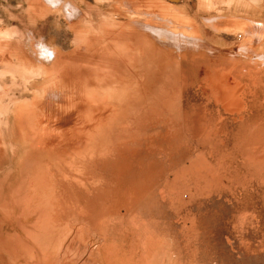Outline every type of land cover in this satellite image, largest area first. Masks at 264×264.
I'll use <instances>...</instances> for the list:
<instances>
[{"label":"rangeland","instance_id":"obj_1","mask_svg":"<svg viewBox=\"0 0 264 264\" xmlns=\"http://www.w3.org/2000/svg\"><path fill=\"white\" fill-rule=\"evenodd\" d=\"M244 25L248 28H242ZM263 25L264 0H0V264H264ZM112 27L113 30H109ZM117 27L120 29L117 30ZM254 27L259 28L258 31L263 29V32L258 34ZM249 28L254 30L250 32ZM122 29L126 33L128 31L130 38L133 37V41L136 39L135 42L123 36L125 32ZM195 31L199 35L197 38ZM251 33L261 36L253 37ZM105 34H108V38ZM85 36H89L88 39H83ZM113 36H116V41L117 36L120 37L122 43L126 42L125 39L131 41V48L135 50L132 53L136 55L130 54L128 61H135L126 62L133 63V66L137 64L134 69L127 63L131 65L132 75L128 74L130 69H122L120 75V70L118 72L108 67L110 60L104 61L108 59H100L98 54V58H91L93 54H87L91 59L88 61L89 58L82 51L84 45L80 46L85 40L82 43L86 48L91 42L88 49L100 51L104 48V42L105 47L108 43L111 45V40L106 39L112 38V42H115ZM147 42L148 46L145 45ZM254 42H258V45L255 46ZM99 43L103 44L96 46ZM42 46L60 51L59 70H43L39 59ZM145 46L151 52L146 53ZM80 52L84 53L85 59L82 55L77 59ZM151 58L156 60L152 62ZM19 59L23 60L24 73L17 66ZM157 59L160 60L158 64ZM175 59L176 63L173 62ZM100 62L107 67L103 68L105 64L101 65ZM71 64L75 68L69 71ZM77 64H81L83 69L87 67L86 75L93 72L94 77L87 75L85 81L76 78L85 75L80 66V70H77ZM86 64H90L91 68ZM64 73L65 76L68 74L67 78L63 77ZM123 74L128 76L123 77ZM139 74L147 76L146 79ZM115 76L130 81H118ZM141 78L143 81L139 80ZM78 80L84 81V89L87 83V94L83 93V88L79 91ZM52 82H55V86ZM72 82L76 90L79 89L78 95L72 88ZM143 82L145 89L148 84L146 92L142 89ZM64 88L71 92H63ZM68 93L78 98L83 93L85 100L82 96V103L76 96L77 100L71 101V97L75 96L69 95L66 100L64 97ZM53 98L61 103L66 100L63 105L68 106L69 102V107L65 105L69 110L72 104L73 113L70 114L66 108V112H62L64 108L60 111L61 103L59 105ZM37 99L39 103L40 100L43 102L42 105L48 103V106L41 107L39 103H34ZM53 100L58 105L55 106ZM84 101L92 107L101 105V112L95 115L97 109L94 112L92 108V115L85 108ZM131 101V110H123ZM103 105H106V116L102 114ZM107 105H111L108 107L110 110ZM16 107L21 111L23 109L25 114H29V108L35 109L30 112L34 114H27V120L22 123L15 117ZM111 108L118 109L117 112L129 111L126 119L113 116V119L116 118L113 121L128 122L131 126L115 129L108 137V141L113 143V149L108 150L110 158L107 156L104 162L101 160L89 166L91 178L96 183L84 190L78 184H71V180L78 178L85 153H93L90 147L87 149L89 152H81L85 150L86 140L83 134L86 127H82L85 123L90 124L80 119L84 118L81 114L85 112L84 116L88 111L90 118L97 117L93 118L96 122L89 118L91 123L105 121L104 124H107L111 123V116L116 112H112L114 109ZM35 111L40 112L36 120ZM48 114L53 119L55 117L54 123ZM87 115L84 120L88 118ZM102 117H109L107 120L110 121ZM59 121L61 124H57ZM55 122L57 126L60 125L59 129ZM46 127L47 130L50 127L47 132ZM62 128L65 129L64 134ZM35 130L39 134L34 135ZM30 133L32 137L28 140ZM41 135L45 137L39 138ZM49 135H55V140H51L50 136L51 142L47 139V143L45 138ZM41 140L45 143L41 144ZM36 142L40 143H37L39 146L46 144L52 154L67 152L68 149L70 153L59 152L60 156L55 154L50 161L48 157L47 160L39 157L38 162L44 161L45 166H39L37 174H30L33 180L24 182V190L36 183V175L37 178L42 175L38 180L45 176L43 181L47 178L48 183L40 180L41 185L33 183V187L26 189L28 191L20 193V160ZM76 146L78 150L75 152H79L80 147L82 154L79 152V157L76 153L70 157ZM55 148L60 150L56 151ZM65 159L70 163L65 164ZM48 162H57L55 167H58L50 166ZM32 167L30 172L37 169ZM59 169L60 174H65L63 177L69 179L58 181L57 185V181L53 180L60 177ZM47 171L54 172V176L49 174V178L46 177ZM75 171L78 172L74 180L72 176ZM35 185L41 191L35 190ZM43 188L48 190L42 191ZM31 189L34 191L29 192ZM54 190L58 194L61 192L59 198L53 195ZM23 200L27 203H22ZM52 201L56 202L52 204ZM62 204L66 205L62 207ZM27 207L30 215L26 212ZM39 209L43 212L40 213ZM54 209L60 212L56 213L61 215L58 220L57 215L53 216L56 212ZM51 216H56V220Z\"/></svg>","mask_w":264,"mask_h":264},{"label":"bare ground","instance_id":"obj_2","mask_svg":"<svg viewBox=\"0 0 264 264\" xmlns=\"http://www.w3.org/2000/svg\"><path fill=\"white\" fill-rule=\"evenodd\" d=\"M130 3H131V2H130ZM124 4H125V3H124ZM131 5H132V4H131ZM131 5H130V6H131ZM134 5H135V4H134ZM124 6H125V5H124ZM127 6H128V5H127ZM130 6H129V7H130ZM127 9H128V8H127ZM155 10H156V9H155ZM131 12H132V10H131ZM168 13H169V12H168ZM131 14H132V13H131ZM131 14H130V15H131ZM136 15H137V14H136ZM179 16H180V15H179ZM152 20H153V19H152ZM176 21H177V20H176ZM218 21H219V20H218ZM218 21H217V22H218ZM129 22H130V21H129ZM130 23H131V22H130ZM141 23H142V22H141ZM210 23H212V22H210ZM213 23H214V22H213ZM218 23H219V22H218ZM131 24H132V23H131ZM134 24H135V23H134ZM142 24H144V22H143ZM142 24H141V25H142ZM145 24H146V23H145ZM219 24H221V23H219ZM112 25H113V24H112ZM114 25H115V24H114ZM135 25H136V24H135ZM147 25H148V24H147ZM117 26H118V25H117ZM211 26H212V25H211ZM213 26H214V25H213ZM213 26H212V27H213ZM222 26H223V24H222ZM245 26H246V25H244L242 28H244ZM256 26H257V25H255V27H256ZM258 26H261V25L258 24ZM263 26H264V25H263ZM114 27H115V26H114ZM114 27L109 28V30H113ZM130 27H132V26L130 25ZM135 27H136V26H135ZM246 27L248 28V26H246ZM252 27H253V25H252ZM255 27H254V29H255V31L257 30L256 32H258V34H259L260 32H261V33L263 32V31H262V30L264 29L263 27H260V28H263V29H261V31H258L259 28L256 29ZM142 28H143V27H142ZM142 28H141V29H142ZM148 28H149V27H148ZM118 29H120V28L117 27V30H118ZM141 29H140V30H141ZM216 29H217V28H216ZM245 29H246V28H245ZM252 29H253V28H252ZM252 29L249 28L250 32H251ZM254 29H253V30H254ZM83 30H84V29H83ZM96 30H97V29H96ZM101 30L103 31V29H101ZM109 30H107V31H109ZM114 30H115V29H114ZM122 30H123V29H122ZM132 30H133V29H132ZM143 30H144V29H143ZM246 30H247V29H246ZM253 30H252V31H253ZM259 30H260V29H259ZM102 31H101V32H102ZM133 31H135V29H134ZM145 31H146V30H145ZM153 31H154V30H153ZM156 31H157V30H156ZM196 31H197V30H196ZM196 31H195V37L197 36L196 34H198V32L196 33ZM255 31L253 32L254 34H256ZM109 32H110V31H109ZM109 32H108V34H110ZM114 32H116V31H113V33H114ZM119 32H120V31H119ZM123 32H125V34H124L123 36L127 37V39H131L132 42H135L136 39L133 41V39H132L133 37L130 38V34L128 33V31H127V33H126V31L123 30ZM131 32H132V31H130V33H131ZM136 32H137V31H136ZM159 32H160V31H159ZM105 33H106V32H105ZM111 33H112V32H111ZM138 33H140V32H137V34H138ZM153 33H154V32H153ZM244 33H245V32H244ZM253 33H251V35H253ZM78 34H79V33H78ZM87 34H88V33H87ZM87 34H86V35H87ZM102 34H103V33H102ZM108 34H107V35L105 34V35L107 36V38H108ZM115 34H116V33H115ZM120 34H121V33H120ZM120 34H119V35H120ZM135 34H136V33H135ZM83 35H84V34H83ZM89 35H90V34H89ZM111 35H112V34H111ZM139 35H140V34H139ZM139 35H137V37H138ZM247 35H248V34H247ZM256 35H257V34H256ZM94 36H95V35H94ZM106 36H105V37H106ZM172 36H173V35H172ZM258 36H259V35H258ZM258 36H254V35H253V37H258ZM260 36H261V35H260ZM260 36H259V37H260ZM86 37H87V36H85L83 39H85ZM88 37H89V36H88ZM88 37H87V39H88ZM92 37H93V36H91V39H92ZM99 37H100V36H98L97 39H99ZM139 37H140V36H139ZM177 37H178V36H177ZM193 37H194V36H193ZM197 37H199V35H198ZM197 37H196V38H197ZM102 38H103V37H101V39H102ZM110 38H111V37H110ZM135 38H136V37H135ZM94 39H96V37H94ZM94 39H93V40H94ZM97 39H96V41L100 42V41H99L100 39H99V40H97ZM113 39L115 40V39H116V36H115V38H114V36H113ZM118 39H120V37L118 38V36H117V41H120V42L122 41L121 39H120V40H118ZM127 39H125L126 42H124V43H122V42L119 43V42H117L116 40H115V42H112V38H111V39H106V40H111V45H109L110 43H108V44L106 45V47H105V46H104V45H105V42H104V45H103L104 48H103L102 50H100V51H98V50L96 49L97 47H94V49H96L97 51H96V50H89V49H88V46H89L90 44H92V43L89 42V41H87V42H89V45L86 43V44L88 45L87 48H86V47H85L86 45H85L84 43H82V42H85V40L82 41V42H81V40H80V42H81V43H80V46H82V44L84 45L83 48H85L86 50L84 51L83 48H82V47H81V48H82V51L85 52L86 57H88L87 54H93V56H91V58H92V57H93V58H98V57H96V55L98 54V56H100V59H102V58H103V59L106 58V59H108V60H105V59H104V61H109V60H110L111 63H110V65H109L108 67L111 68L112 70H115V71L120 70V75H122V73H123L122 69H127V70L130 69V73H128V71H127V73L130 75L132 70H131V67H129V66H131V65L133 66V63H132V64H131V63H128V62H130V61L132 60V59L130 58L131 60L128 61V60H129V59H128V58H129L128 56H129L130 54L133 55V53L135 52V50H134L133 48H131V45H130V42H131V41L128 42L129 40H127ZM255 39H256V38H255ZM257 39H258V38H257ZM259 39H260V38H259ZM261 39H262V38H261ZM93 40H92V41H93ZM102 40H104V38H103ZM179 40H180V39H179ZM197 40H198V39H197ZM253 40H254V39H253ZM262 40H263V39H262ZM90 41H91V40H90ZM96 41H95V43H96ZM104 41H105V40H104ZM93 42H94V41H93ZM101 42H102V41H101ZM106 42H108V41H106ZM137 42H138V41H137ZM251 42H252V41H251ZM255 42H256V40H255ZM255 42H254V44H255ZM261 43H262V42H261ZM102 44H103V43H99V44L96 45V46H99V45H102ZM132 44H133V43H132ZM142 44H143V43H142ZM144 44H145V43H144ZM199 44H200V43H199ZM256 44L258 45V42H257ZM256 44H255V46H256ZM262 44H263V43H262ZM134 45H135V44H134ZM145 45L148 46L149 43L147 42V44H145ZM173 45H174V44H173ZM136 46H137V45H136ZM136 46H135V47H136ZM140 46H141V45H140ZM244 46H245V45H244ZM247 46H248V45H247ZM247 46H246V47H247ZM261 46H263V45H261ZM91 47H92V46H91ZM143 47H144V46H143ZM177 47H178V46H177ZM203 47H204V46H203ZM242 47H243V46H242ZM242 47H241V48H242ZM81 48H80V49H81ZM92 48H93V47H92ZM98 48H100V47H98ZM139 48H140V47H139ZM141 48H142V46H141ZM166 48H167V47H166ZM243 48H245V47H243ZM248 48H249V47H248ZM250 48H251V47H250ZM80 49L78 50V52L80 51ZM135 49L137 50V48H135ZM150 49H151V48H150ZM208 49H209V48H208ZM246 49H247V48H246ZM39 50H41L42 53L39 52L41 55H40V58H39V54H38L37 58L40 59V64L42 65L43 70H46V71H48V70H50V69H52V71H53V70H59V67L61 66V65H60V55H61L60 51H59V50H56V49H53V48H49L48 46H42L41 49H39ZM132 50H134L133 53H132ZM145 50H146V46H145V48H144V51H145ZM166 50H167V49H166ZM210 50H211V49H210ZM260 50H261V49H260ZM146 51H147V50H146ZM215 51H216V50H215ZM243 51H244V49H243ZM148 52H151V51L148 50L146 53H148ZM206 52H207V51H206ZM212 52H213V51H212ZM233 52H234V51H233ZM171 53H172V52H171ZM79 54H80V55H79ZM79 54H78L79 57H78V58L76 57L77 59H79V58H81V57H83L84 59L86 58V57H84V53L82 54V53L80 52ZM134 54H135V53H134ZM227 54H228V53H227ZM81 55H82V56H81ZM135 55H136V54H135ZM143 55H145V54H143ZM173 55H174V53H173ZM175 55H176V54H175ZM80 56H81V57H80ZM94 56H95V57H94ZM228 56H231V54L228 55ZM234 56H235V55H234ZM72 57H73V56H72ZM101 57H102V58H101ZM141 57H142V55H141ZM167 57H168V55H167ZM169 57H170V56H169ZM169 57H168V58H169ZM171 57H172V56H171ZM28 58H29V57H28ZM62 58H63V57H62ZM88 58H89V59H88ZM88 58H87L88 61L91 60L90 57H88ZM35 59H36V58H35ZM64 59H65V58H64ZM84 59H83V60H84ZM135 59H136V58H135ZM151 59H153L152 62H153L154 60H156V59H154V58H151ZM170 59H171V58H170ZM157 60H158V61H157V64L160 63V62H159L160 60H159V59H157ZM261 60H262V59H261ZM263 60H264V59H263ZM35 61H36V60H35ZM35 61H34V62H35ZM80 61H81V60H80ZM99 61H100V60H99ZM126 61H128V62H126ZM132 61H133V60H132ZM134 61H135V60H134ZM134 61H133V62H134ZM167 61H168V60H167ZM167 61H166V62H167ZM31 62H32V61H31ZM36 62H37V61H36ZM137 62H138V59H137ZM171 62H172V59H171ZM173 62L176 63V59H175V61H173ZM64 63H67V62L64 61ZM94 63H95V62H94ZM94 63H93V64H94ZM97 63H98V62L96 61V64H97ZM127 63H128V64H131V65H127ZM150 63H151V62H150ZM155 63H156V62H154V64H155ZM163 63H164V62H163ZM18 64H19V65H17V66H19V68L21 69V71H23V70H24L23 60L21 61V60L19 59V60H18ZM36 64H37V63H36ZM47 64H50L51 66H50V65L48 66ZM90 64H91V63H90ZM90 64H89V65H90ZM93 64H92V68H93V70H94L95 68L93 67ZM98 64H99V63H98ZM100 64L102 65V64H105V63L100 62ZM135 64H136V63H135ZM138 64H139V63H138ZM157 64H156V66H157ZM181 64H182V63H181ZM62 65H63V63H62ZM82 65H84V64H82ZM89 65L86 64L85 66H88L89 68H91V65H90V66H89ZM147 65H148V63H147ZM160 65L162 66V64H160ZM160 65H159V66H160ZM166 65H169V64H166ZM71 66H72V64H71L69 67H71ZM74 66H75V65L73 64L72 69H68V70H69V71H70V70H73V67H74ZM77 66H78V67H77V70H78V68H79V70H80L81 64H80V65L77 64ZM79 66H80V67H79ZM94 66H95V65H94ZM97 66H98V65H97ZM104 66L107 67L106 64L103 65V68H105ZM136 66H137V64H136L135 66H133V68L135 69ZM34 67H37V66H34ZM82 67H83V66H82ZM82 67H81V68H82ZM98 67H99V66H98ZM162 67H163V66H162ZM29 68H30V67H29ZM65 68L67 69V66H66ZM74 68H75V67H74ZM86 68H87V67H85L84 69L82 68L83 71H84V73L86 72V71H85ZM89 68H88V69H89ZM101 68H102V67H101ZM136 68H137V67H136ZM157 68H159V67L157 66ZM172 68H173V67H172ZM97 69H98V68H97ZM189 69H190V68H189ZM29 70H30V69H29ZM90 70H91V69H90ZM93 70H91V71H93ZM102 70H103V69H102ZM107 70H108V68H107ZM18 71H19V69H18ZM35 71H37V70H35ZM63 71H65V70H63ZM81 71H82V70H81ZM91 71H90V72H91ZM95 71H96V69H95ZM121 71H122V73H121ZM138 71H139V70H138ZM147 71H148V69H147ZM155 71H156V70H155ZM49 72H50V71H49ZM65 72H67V71H65ZM72 72H74V71H72ZM99 72H100V71H99ZM118 72H119V71H118ZM125 72H126V71H125ZM134 72H135V71H134ZM136 72H137V71H136ZM148 72H149V71H148ZM229 72H230V71H229ZM23 73H24V71H23ZM68 73H69V72H68ZM70 73H71V72H70ZM82 73H83V72H82ZM84 73H83V74H84ZM92 73H93V72H91L90 74H92ZM95 73H96V72H95ZM97 73H98V72H97ZM97 73H96V74H97ZM100 73H101V72H100ZM100 73H98V74H100ZM110 73H111V72H110ZM144 73H145V72H144ZM144 73H143V74H144ZM90 74H89V75H90ZM104 74H105V73H104ZM145 74H146V73H145ZM87 75H88V74H87ZM87 75H86V73H85V75H83V76L80 75V77H79V76L76 77L75 74H74V76H75L76 78H80L81 81H82V80L85 81L86 78L84 79V77H86ZM89 75H88V77H89ZM102 75H103V74H102ZM107 75H108V74H107ZM114 75H115V74H114ZM116 75H117V74H116ZM120 75H118V76L120 77ZM131 75H132V74H131ZM137 75H138V73H137ZM139 75H140V74H139ZM150 75H151V74H150ZM61 76H62V74H61ZM66 76H68V74H66ZM66 76H65V73H64V76H63V77L65 78ZM92 76L94 77L93 74H92ZM92 76H90V78H91ZM97 76H98V75H97ZM124 76L127 77L128 75H124V74H123V77H124ZM140 76H143V75L141 74ZM140 76H138V77H140ZM58 77H60V76H58ZM63 77H62V78H63ZM108 77H109V76H108ZM108 77H107V78H108ZM115 77H116V76H115ZM123 77H122L121 79H122V80H125ZM143 77H144V76H143ZM146 77H147V76H145L144 78L146 79ZM60 78H61V77H60ZM60 78H59L58 80H60ZM64 78H63V79H64ZM66 78H67V77H66ZM69 78H70V76H69ZM69 78H68V79H69ZM73 78H74V77H72V79H73ZM82 78H83V79H82ZM101 78H104V77L102 76ZM105 78H106V77H105ZM105 78H104V79H105ZM109 78H110V77H109ZM109 78H108V80H109ZM130 78H131V77H130ZM132 78H134V77H132ZM93 79H95V80H94V82H95L96 79H97V77H95V78H93ZM112 79H113V78H112ZM116 79H117V77H116ZM121 79H117V80L120 81ZM127 79H128V78H127ZM142 79H143V78H141V79H139V80L141 81ZM65 80H67V79H65ZM76 80H77V79H76ZM80 80H78V83H76V84H79V85H78V88L81 89V90H79V89H78V90H79V91H82V88L84 89V85H82V83H83L84 81L81 82ZM88 80H89V79H88ZM99 80H101V79H98L97 81H99ZM68 81H69V80H68ZM72 81H73V80H72ZM90 81H91V79H90ZM92 81H93V80H92ZM92 81H91V82H92ZM125 81H126V80H125ZM127 81H130V79L127 80ZM127 81H126V82H127ZM137 81H138V80H137ZM142 81H143V80H142ZM61 82H62V80H61ZM74 82H75V80H74ZM79 82H80V83H79ZM86 82H87V81H86ZM91 82H90V83H91ZM102 82H103V81H102ZM111 82L113 83V81H111ZM138 82H139V81H138ZM138 82H137V83H138ZM54 83H55V82H54ZM54 83L52 82V85H53V86H55ZM56 83H58V82H56ZM65 83H67V82H65ZM92 83H93V82H92ZM97 83H98V82H97ZM97 83H96V84H97ZM99 83H100V82H99ZM108 83H109V82H108ZM116 83H117V82H116ZM120 83H121V82H120ZM36 84H37V83H36ZM58 84H59V83H58ZM58 84H56V85H58ZM67 84H68V83H67ZM69 84H70V82H69ZM88 84H89V83H88ZM93 84H94V83H93ZM93 84H92V85H93ZM102 84H103V83H102ZM104 84H106V83H104ZM127 84H128V83H127ZM142 84L144 85V82H143ZM145 84H147V83H145ZM149 84H150V83H149ZM233 84H234V83H233ZM62 85H64V83H62ZM73 85H74V84H73V82H72V88L74 87ZM92 85H91V86H92ZM99 85H100V84H99ZM122 85L124 86V83H123ZM244 85H245V84H244ZM35 86H36V85H35ZM47 86L49 87V85H47ZM58 86L60 87V85H58ZM64 86H65V85H64ZM70 86H71V85H70ZM96 86H98V85H96ZM128 86H129V84H128ZM138 86H140V85H138ZM141 86H142V85H141ZM147 86H148V84H147ZM147 86H146V89H147ZM86 87H87V83H85V89H84L85 91H83L84 94H85V93L87 94ZM143 87H144V88H142V89H145V85H144ZM244 87H245V86H244ZM244 87H243V88H244ZM49 88H50V87H49ZM49 88H48V90H49ZM52 88H53V87H52ZM88 88H89V87H88ZM90 88H91V87H90ZM92 88H93V87H92ZM150 88H151V87H150ZM67 89H68V86H67ZM69 89H70V88H69ZM74 89L76 90L75 87H74ZM119 89H121V87H119ZM122 89H123V87H122ZM146 89H145L144 92H146ZM241 89H242V88H241ZM45 90L48 91L47 89H45ZM64 90H65V88H64ZM78 90H76V93L78 92ZM147 90H148V89H147ZM49 91H50V90H49ZM60 91H62V90H60ZM68 91H69V90H68ZM68 91L65 90V91H63V92H66V93H67ZM43 92H44V91H43ZM69 92H71V90H70ZM144 92H142V93L144 94ZM61 93H62V92H61ZM72 93H74V91H73ZM83 93H82V96H83V97L80 96V97H79L80 99H79L78 96H77L78 93H77V95H74L75 93H74L73 95H69V93H68V94L65 95L66 98L64 97V99H66V100L69 99V98H67L68 95H69L70 97H71V96H73V97L75 96V98H72V97H71V99H72L71 101H73L74 99H76V96H77V98L79 99V101L81 100L80 102L83 103L82 99L85 100L84 97L86 96V95H83ZM110 93H111V92H110ZM45 94H46V93H45ZM47 94H48V93H47ZM47 94H46V95H47ZM59 94H60V93L58 92V95H59ZM80 94H81V92H80ZM80 94H79V95H80ZM113 94H114V93H113ZM126 94H127V93H125L124 95H126ZM61 95H62V94H61ZM63 95H64V94H63ZM128 95H129V94H128ZM140 95H141V94H140ZM145 95H146V94H145ZM147 95H148V94H147ZM37 96H38V95H37ZM51 96H52V95H51ZM56 96H57V95H56ZM111 96H112V95H110V97H111ZM114 96H115V95H114ZM126 96H127V95H126ZM48 97H49V94H48ZM62 97H63V96H62ZM81 97H82V99H81ZM115 97H116V96H115ZM127 97H128V96H127ZM130 97H131V96H130ZM130 97H129V99H130ZM238 97H239V96H238ZM38 98H41V97H38ZM144 98L146 99V97H144ZM222 98H223V97H222ZM45 99H47V98H45ZM50 99H51V98H50ZM53 99H54V98H53ZM55 99H56V98H55ZM55 99H54V100H55ZM86 99H87V97H86ZM123 99H124V97H123ZM131 99H132V98H131ZM136 99H139V98H136ZM141 99H142V97H141ZM141 99H140V100H141ZM215 99H216V98H215ZM48 100H49V99H48ZM54 100H53V101H54ZM56 100H57V99H56ZM66 100H65V101H66ZM76 100H77V99H76ZM121 100H122V99H121ZM124 100H125V99H124ZM133 100H134V99H133ZM140 100H139V101H140ZM238 100H239V99H238ZM238 100H236V101H238ZM44 101H45V100H44ZM57 101H58V100H57ZM59 101H60V100H59ZM59 101H58V104L60 105L61 102H59ZM65 101L63 100V102H65ZM68 101H70V100H68ZM79 101H78V102H79ZM119 101H120V99H119ZM236 101H235V102H236ZM46 102H47V101H46ZM63 102H62V103H63ZM80 102H79V104H80ZM122 102L124 103V101H122ZM126 102H127V101H126ZM229 102H230V101H229ZM235 102H234V103H235ZM239 102H241V101H239ZM239 102H238V104H239ZM34 103H39V102H38V99H37V101L34 102ZM62 103H61V105H60L62 108H61V109L59 108V110L61 111V110L64 108V110H62V112H64V111L66 112L65 108H66L67 104H65V103H66V102H65L64 105H63ZM87 103L89 104V102H87ZM227 103H228V101H227ZM227 103H226V104H227ZM231 103H232V102H231ZM234 103H233V105H234ZM39 104L41 105V107H43V106L45 105V103H44V105H42L43 102H41V100H40V103H39ZM50 104H51V101H50ZM52 104H53V102H52ZM58 104H56V105H58ZM69 104H70V103L68 102V106H67V107H69ZM84 104H85V105H84L85 108L89 109L90 111L92 110V108H94V112H95V110L97 109V110H96V113H94L95 115L98 113V111L101 112V110H102V109L100 110V108H102L101 105H100V107H99L98 105H97V107H96L95 105L92 104V105H93V107H92V106H90V104H89V107H91V109H90L89 107H87L88 104L86 105V101H84ZM145 104H146V103H145ZM54 105H55V101H54ZM56 105H55V106H56ZM62 105H63V106L66 105V106L63 107ZM71 105H72V104H71ZM71 105H70V110H71ZM73 105H75V104H73ZM82 105H83V104H82ZM236 105H237V104H236ZM239 105H240V104H239ZM241 105H242V104H241ZM23 106H24V105H23ZM26 106H27V105H26ZM29 106H30V105H29ZM29 106H28V107H29ZM46 106H48V103H47V105H45V107H46ZM49 106H50V105H49ZM60 106H57V108L60 107ZM84 106H83V108H84ZM103 106H104V105H103ZM228 106H229V104H228ZM228 106H227V107H228ZM234 106H235V105H234ZM237 106H238V105H237ZM34 107H35V104H34L33 108H34ZM98 107H99V108H98ZM105 107H106V105L103 107L104 109H103V111H102V114H105V113H104V111L106 110ZM108 107H111V105H110V106L107 105V108H108ZM116 107L118 108L117 105H116ZM23 108H24V107H23ZM36 108H38V107H36ZM95 108H96V109H95ZM123 108H124L123 110H126V111H127L129 108H132V101H131L130 103H127V104L125 105V107H123ZM142 108H143V107H142ZM236 108H237V107H236ZM238 108H239V107H238ZM29 109H31V110L29 111V114H28V113H27V114H28V115H31L32 113L30 114V112H31L33 109H32V108H29ZM38 109H40V108H38ZM44 109H45V108H44ZM44 109H42L41 111H44ZM66 109L69 110V108H66ZM72 109H74V107H72ZM98 109H99V110H98ZM108 109L110 110V108H108ZM108 109H107V111H108ZM111 109H114V108H111ZM25 110H27V109H25ZM34 110H35V109H34ZM34 110H33V112H34ZM46 110H47V109H46ZM48 110H49V109H48ZM48 110H47V111H48ZM51 110H53V109L51 108ZM55 110H56V111H55ZM68 110H67V111H68ZM70 110H69V113H70V112L73 113V111H72V110L70 111ZM75 110H77L76 107H75ZM85 110H86V109H85ZM117 110H118V109H117ZM117 110H116V108H115L114 110H112V112L116 111V112H114V114H112V116H111V120H112V121L107 120V119L110 117L108 114H107V115H108L109 117H108L107 119L103 118V117L106 116V114H105V116L103 115L102 118H103L104 120H106V121H110V122H111V123L108 122L107 124H104V123H106V122H105L103 119H102V121H104V123H102V122L99 121V123H94V124H93V123H91V121L93 120L92 122H94L95 119H93V118L96 117V116H93V118H90V117H91V114H89V115H90V117H89V115H87L88 111H86V114H85L84 116H82V115H83L85 112H84V113L82 112L83 114L80 113V114H81V117H84V118H85L86 115L88 116V118H86V120H87V119L89 120V118L91 119V121H90V120H89V121H88V120L86 121V120H84V118H80V119H83L82 121H84V122H90V124H89V123H85V124H83V122H82V124H83V127H82V128H85V127H86V131H83V134L85 133V138H86V140H85V145H84L85 150L83 149L84 151H81V152H82V153H83V152L85 153V151H86V152H89V150H87V149L90 147V148L92 149V152H93V153L90 154V155H89V153H91V151H90L89 153H87V154L85 153V156L83 157V161L81 160V167H82V169L79 170V172H78V171H75L76 173H74V175L72 176V178H73V177L75 176V174H77V172H78V178H75V179H77L76 181L71 180L72 182H74V183H72V182L70 181L71 184H74V185L78 184V185H80L81 187H83L84 190H88L89 185H93V186L95 185L96 182L93 181L92 178H91V175H90V172H89V169H88L89 166H90L92 163L100 162L101 160L104 162L103 159H104L105 157H107L108 154L110 153V152H108V150L111 151V150L113 149V148H112L113 143L110 142V141H108V137L111 136V133H112L113 131H115V129L123 128V127H126L127 125H129L128 122H123V123H117V122H115V121H116V120H115L116 118H125L127 115H128V117H129V111H128V113H124L125 111H124V112H119V111L117 112ZM119 110L121 111V109H119ZM129 110H131V109H129ZM132 110H133V109H132ZM230 110H231V109H230ZM233 110H236V109L233 108ZM238 110H239V109H238ZM23 111H24L23 109H22V111H21V108H20V109H18V107L15 108V117H16V119L21 120L22 123L24 122V120H25V121L27 120V119H26V115H27V114H25V113H24L25 111H24V112H23ZM36 111H37V110H36ZM36 111H35V114H37V115H34V116H35V117H34L35 120H36V116H38V115L40 114V112H41V111L39 110L40 112H38V113H39V114H38V113H36ZM49 111H50V110H49ZM54 111L57 112L58 110H57V109H54ZM60 111H58V112H60ZM90 111H89V113H92V115H93V110H92L91 112H90ZM135 111H136V110H135ZM239 111H241V110H239ZM27 112H28V110H27ZM62 112H61V113H62ZM100 112H99V113H100ZM110 112H111V111H110ZM130 112H131V111H130ZM236 112L238 113V111H236ZM44 113H46V112H44ZM44 113H42V115H44ZM71 113H70V114H71ZM75 113H76V111H75ZM230 113H231V111H230ZM33 114H34V113H33ZM33 114H32V115H33ZM59 114H60V113H59ZM59 114H58V115H59ZM64 114H65V113H64ZM64 114H62L63 117H65ZM80 114H77V115H80ZM100 114H101V113H100ZM109 114H110V113H109ZM32 115H31V116H32ZM48 115H49V117L46 115L48 118H51V117H52V115H51V117H50V114H48ZM56 115H57V114H56ZM58 115H57V116H58ZM72 115H73V114H72ZM74 115H75V114H74ZM31 116H30V117H31ZM53 116H54V115H53ZM59 116H60V115H59ZM62 116H61V117H62ZM68 116H69V114H68ZM100 116H101V115H100ZM113 116L116 117V118L113 119V118H114ZM39 117L41 118V116H39ZM44 117H45V116H44ZM47 117H46L47 121L45 120V118H42V120L44 119L46 122H48L49 119H48ZM69 118H70V117H69ZM75 118H76V117H75ZM75 118H74V119H75ZM96 118H97V117H96ZM99 118H101V117H99ZM99 118H98V119H99ZM32 119H33V118H32ZM37 119H38V118H37ZM51 119H52V122L54 123L53 120L55 119V117H54V119H53V118H51ZM80 119H78L79 122L81 121ZM125 119H126V118H125ZM35 120H34V121H35ZM40 120H41V119H40ZM40 120H39V121H40ZM42 120H41V122L43 123L44 121H42ZM55 120H56V119H55ZM113 120H115V121H113ZM118 120H120V119H118ZM62 121H63V120H62ZM96 121H97V120H95V122H96ZM30 122H31V121H30ZM52 122H51V123H52ZM118 122H119V121H118ZM27 123H28V122H27ZM35 123H36V122H35ZM35 123H34V124H35ZM39 123H40V122H39ZM49 123H50V121H49ZM56 123H57V122H55V124H56ZM32 124H33V123H32ZM43 124H44V123H43ZM46 124H47V123H46ZM57 124H61L60 121H59ZM57 124H56V126H57ZM62 124H63V123H62ZM68 124H69V123H68ZM72 124H73V123H72ZM35 125H36V124H35ZM35 125H34V126H35ZM37 125H38V124H37ZM37 125H36V126H37ZM53 125H54V124H53ZM75 125H76V124H75ZM77 125H78V124H77ZM84 125H86V126H84ZM28 126H29V125H28ZM50 126H52V125L50 124ZM54 126H55V125H54ZM59 126H60V125H59ZM59 126H57V129H59V128H58ZM129 126H131V124H130ZM39 127H41V123H40V126H39ZM52 127H53V126H52ZM63 127H64V126H63ZM70 127H72V126L70 125ZM73 127H74V126H73ZM73 127H72V128H73ZM78 127H79V126H78ZM78 127H76V128H78ZM90 127H92L91 130L89 129ZM36 128H37V127H36ZM36 128H35V129H36ZM41 128H42V127H41ZM53 128H55V127H53ZM33 129H34V128H33ZM62 129H63V128H62ZM79 129H80V127H79ZM124 129H125V128H124ZM260 129H261V128H260ZM28 130H29V128H28ZM38 130H39V129H38ZM38 130H35V131H36L35 134H34V132L32 131V132H33L32 134H34V135L39 134V133H37ZM49 130H50V127H49ZM49 130H47V127H46V132L49 131ZM64 130H65V129L61 130V132L63 133ZM69 130H70V128H69ZM72 130H73V129H72ZM76 130H77V129H76ZM118 130H119V129H118ZM59 131H60V130H59ZM66 131H67V130H66ZM77 131H78V130H77ZM116 131H117V130H116ZM67 132H68V131H67ZM53 133H54V132H53ZM53 133H52V134H53ZM56 133H57V131H56ZM64 133H65V132H64ZM64 133H63V134H64ZM80 133L82 134V132H80ZM32 134L30 133V135H29V137H28V140H29L30 137H32V136H31ZM47 134H48V133H47ZM50 134H51V133H50ZM34 135H33V136H34ZM44 135L46 136V133H45ZM57 135H58V134H56V137L58 138ZM70 135H71V131H70ZM70 135H69V136H70ZM113 135H114V134H113ZM45 136H44V137H45ZM50 136H51V135H49V136L46 137L45 139H46V140H47V139L50 140V139L52 138L51 140H55V139H53V137H55V135L51 136V138H50ZM64 136H65V135H64ZM73 136H74V135H73ZM40 137H41V138H44V137H42V135L39 136V138H40ZM60 137H61V135H60ZM60 137H59V138H60ZM33 138H34V141H35V138H36V137L34 136ZM72 138H73V137H72ZM31 139H32V138H31ZM31 139H30V140H31ZM62 139H63V138H62ZM68 139H69V138H68ZM73 139H75V138H73ZM32 140H33V139H32ZM38 140H39V139H38ZM49 140H47L46 142L48 143ZM51 140H50V142H51ZM57 140H58V139H57ZM57 140H56V141H57ZM65 140H66V139H65ZM71 140H72V139H71ZM77 140H78V139H77ZM110 140H111V138H110ZM34 141H33V142H34ZM42 141H43V140H41V144H44L45 142L42 143ZM44 141H45V140H44ZM60 141H63V140H60ZM63 142H64V141H63ZM68 142H69V141H68ZM71 142H72V141H71ZM83 142H84V141H83ZM25 143H26V142H25ZM37 143H39V142H36V144H37ZM36 144H35V146H34L33 148L30 147L29 150L25 151V152H24V156H22L23 159L20 160V165H21V167H20L21 172H20V174H19V177H20L19 180H20V181H19V185H18L19 187L17 186V187H18V190L20 191V193H21V191L24 190V187H25L24 184H26V183H24V182H26L27 180H31V181L33 180V177H32V175H30V174H33V173H34V174H37L36 171L38 170V167H39V166H42V165L44 164V161H42V162H38L39 157H43L44 159L46 158V160H47V157H48V158H49V161H50V158H54V157H55V154H58V153L60 152V151H58V152H56L55 154H54V153L52 154V153H50V149H49L48 146H46V144H45V145H42V146H39L38 144H37V145H36ZM39 144H40V143H39ZM65 144H66V143H65ZM65 144H64V145H65ZM67 144H68V143H67ZM75 144H76V143H75ZM75 144H74V145H75ZM24 145H25V144H24ZM47 145H48V144H47ZM61 145H62V144H61ZM68 145H69V144H68ZM74 145H72V146H74ZM25 146H27V145H25ZM53 147H54V146H53ZM58 147H59V146H58ZM60 147H61V146H60ZM63 147H64V146H63ZM65 147H66V146H65ZM70 147H71V146H70ZM81 147H82V145H81ZM84 147H83V148H84ZM71 148H72V147H71ZM111 148H112V149H111ZM51 149H52V148H51ZM63 149H64V148H63ZM67 149H68V148H67ZM67 149H66V150H67ZM76 149L78 150L77 146L75 147L74 150L71 149V151L73 150L74 153H72V152H73V151H72V152H71L72 155L70 154V155H71L70 157L74 156L73 154H75V153L78 154V153L80 152V150H81L80 147H79V152H75ZM55 150H56V148H55ZM57 150H60V149H57ZM57 150H56V151H57ZM64 150H65V149H64ZM51 151H52V150H51ZM61 152H63V151H61ZM61 152H60V154H62ZM65 152H66V151H64L63 154H64ZM68 152L70 153L69 149L67 150L66 154H67ZM81 152H80V154H82ZM112 153H113V152H111V154H112ZM58 155H59V154H58ZM67 155H69V154H67ZM83 155H84V154H83ZM59 156H60V155H59ZM65 156H66V155H65ZM75 156H76V155H75ZM80 156H81V155H80ZM61 157H63V155H61ZM67 157H68V156H67ZM76 157H77V156H76ZM78 157H79V154H78ZM108 157L110 158V156H108ZM43 158H42V159H43ZM64 158H65V157H64ZM64 158H62V159H64ZM73 158H74V157H73ZM73 158H72V159H73ZM68 159H69V158H68ZM68 159H65V160H67V161L65 162V164H68V163L72 162L70 159H69L70 162H68V161H69ZM76 159H77V158H75V159H73V160H76ZM105 159H106V158H105ZM111 159H112V158H111ZM46 160H45V161H46ZM261 161H262V160H261ZM60 162H61V161H60ZM60 162H59V163H60ZM77 162H78V160H77ZM77 162L75 161V163H77ZM48 163H49V162H48ZM48 163H46V164H48ZM56 163H57V162H51V164L49 163V165H50V166L53 165V166L55 167V165L58 164V163H57V164H56ZM75 163H74V164H75ZM60 164H61V163H60ZM72 164H73V163H72ZM77 164L79 165V163H77ZM62 165H63V164H62ZM69 165H70V164H69ZM32 166H33V167L35 166L34 168H37V169H36V170L33 169L32 172H30V171H31L30 167H32ZM43 166H45V165H43ZM65 166H66V165H65ZM73 166H74V165H73ZM73 166H72V167H73ZM33 167H32V168H33ZM57 167H58V166H56L55 168H57ZM59 167H61V166H59ZM76 167H77V166H76ZM76 167H74V168H76ZM64 168H65V167H64ZM70 168H71V167H70ZM77 168H78V167H77ZM29 170H30V171H29ZM34 170H35V171H34ZM65 170H66V168H65ZM72 170H74V169H72ZM28 171H29V172H28ZM39 171H41V173H42V170H41V169H40ZM60 171H61V170L59 169V171H58L59 174H60ZM44 172H45V171H44ZM48 172H50V171H47V175H46V173L44 174V175H46V177H48L49 174H50V175H53V176H54V174H55L54 172H53L54 174H53L52 172H51V173H48ZM63 172H64V171H63ZM71 172H72V171H71ZM39 173H40V172H39ZM39 173H38V176H39ZM64 173H65V172H64ZM42 174H43V173H42ZM28 175L31 176L32 178L29 179L30 177H29ZM56 175H57V174H56ZM33 176H34V175H33ZM40 176H42V175H40ZM40 176H39V178H41ZM63 176H65V174H64ZM63 176H62V173H61V174H60V177H57V178L54 177L55 180H53V179H52V180H53V181H57V182H56V184H57L58 181H63V180L67 181V180L69 179V178L67 179L66 177H63ZM8 177H10V176H8ZM28 177H29V178H28ZM34 177H35V176H34ZM44 177H45V176H44ZM44 177H43V178H44ZM39 178H37V175H36V177H35V179H34V181H36V183H35V182H33V183H35V184L37 185V182H38V184H39V181H40V180L43 181V178L40 179V180H38ZM48 178H49V177H48ZM51 178H52V177H50V179H51ZM65 178H66L67 180H66ZM46 179H47V178H46ZM46 179H45L43 182H47L48 180L46 181ZM70 179H71V178H70ZM73 179H74V178H73ZM75 179H74V180H75ZM31 181H30V182H31ZM27 182H28V181H27ZM43 182H40V183H43ZM28 183H29V182H28ZM28 183H27V184H28ZM31 183H32V182H31ZM33 183H32V186H31V184H30L31 187H33V185H34ZM47 183H48V182H47ZM49 183H50V182H49ZM54 183H55V182H54ZM43 184H44V183H43ZM51 184H53V183H51ZM51 184H49V185L53 187V185H51ZM56 184H55V187H54V188L57 187ZM63 184H65V182H64ZM63 184H62V185H63ZM28 185H29V184H28ZM36 185L34 186V187H36L35 190L38 189V187H37ZM39 185H41V184H39ZM39 185H38V186H39ZM57 185H58V184H57ZM60 185H61V184H60ZM67 185H69V184H67ZM30 186H29V188H31ZM42 186H43V185H42ZM44 186L46 187L47 185L45 184ZM70 186H71V185H70ZM29 188L27 187L26 189H29ZM41 188H42V187H41ZM48 188L50 189V187H48ZM65 188H67V187H65ZM14 189H15V188H14ZM26 189H25V190H26ZM45 189H47V188H45ZM45 189L43 188L42 191H44ZM63 189H64V188H63ZM63 189H62V190H63ZM25 190H24V192L28 191V190H26V191H25ZM32 190H33V189H31V191H29V192H32ZM38 190H39V189H38ZM47 190H48V189H47ZM33 191H34V190H33ZM39 191H41V190H39ZM29 192H28V193H29ZM37 192H38V191H37ZM46 192H47V191H45V193H46ZM51 192H52V191H51ZM56 192H57V191L54 190L53 195L56 196V198H57L58 196H60L59 194H60L61 192H60L59 194L56 193ZM62 192H63V191H62ZM64 192H65V191H64ZM86 192H87V191H86ZM91 192H92V191H91ZM91 192H89V193H91ZM13 193H14V192H13ZM13 193H11V194H13ZM38 193H39V192H38ZM40 193H41V192H40ZM40 193H39V195H42V197H43V194H40ZM42 193H44V192H42ZM49 193H50V192H49ZM65 193H66V192H65ZM9 194H10V193H9ZM14 194H15V193H14ZM22 194H23V193H22ZM22 194H20V195H22ZM24 194H25V193H24ZM24 194H23V195H24ZM32 194H33V193H32ZM36 194H37V193H36ZM50 194H52V193H50ZM26 195H27V194H26ZM37 195H38V194H37ZM39 195H38V196H39ZM8 196H9V195H8ZM11 196H12V195H11ZM38 196H37V197H38ZM45 196H46V195H45ZM45 196H44V197H45ZM49 196H50V195H49ZM49 196H48V198H49ZM61 196H62V195H61ZM69 196H70V195H69ZM16 197H17V196H16ZM23 197H24V196H23ZM28 197H30V195H29ZM28 197L26 196L25 198H28ZM33 197H34V196H33ZM63 197H64V196H63ZM70 197H71V196H70ZM4 198H5V197H4ZM25 198H22V199H25ZM30 198H31V197H30ZM30 198H28L27 200H30ZM35 198H36V196H35ZM38 198H39V197H38ZM50 198H51V197H50ZM58 198H59V197H58ZM17 199H18V198H17ZM31 199H32V198H31ZM36 199H37V198H36ZM40 199H41V196H40ZM43 199H44V198H43ZM45 199H46V197H45ZM65 199H66V198H65ZM25 200H26V199H25ZM25 200H23L22 203H23ZM58 200H59V199H58ZM71 200H72V199H71ZM71 200H70V201H71ZM4 201H5V199H4ZM17 201H18V200H17ZM38 201H39V200H37V202H38ZM40 201H41V200H40ZM42 201H43V200H42ZM42 201H41V203H43ZM53 201H54V200H53ZM53 201L51 202L52 204L56 202V201H55V202H53ZM18 202H19V201H18ZM25 202L27 203V201H25ZM30 202H31V201H30ZM34 202H36V201H33V203H34ZM57 202H59V201H57ZM71 202H72V201H71ZM5 203H6V202H5ZM60 203H61V201H60ZM75 203H76V202H75ZM7 204H8V202H7ZM18 204H19V203H18ZM38 204H39V203H38ZM38 204H37V205H38ZM72 204H73V202H72ZM21 205H22V204H21ZM46 205H47V204H46ZM65 205H66V204H62V207L65 206ZM67 205H68V204H67ZM7 206H8V205H7ZM22 206L24 207V205H22ZM26 206H27V205H26ZM29 206H30V204H29ZM33 206H34V204H33ZM33 206H31V209L33 208ZM38 206H39V205H38ZM50 206H51V205H49V207H50ZM75 206H76V204H75ZM23 207H22V208H23ZM34 207H35V208H38V207H36V206H34ZM54 207H55V206H54ZM60 207H61V206H60ZM62 207H61V210H62ZM73 207H74V206H73ZM2 208H3V207H2ZM58 208H59V207H58ZM66 208H67V206H66ZM69 208H70V206H69ZM3 209H5V208H3ZM3 209H1V210H3ZM23 209H25V207H24ZM33 209H34V208H33ZM41 209H42V208H41ZM47 209H48V208H47ZM59 209H60V208H59ZM6 210H8V209H6ZM39 210H40V209H39ZM42 210L44 211V207H43ZM42 210H40V213H41ZM49 210L51 211V209H49ZM54 210L56 211V209H54ZM54 210H53V211H54ZM67 210H68V209H67ZM81 210H82V209H81ZM4 211H5V210H4ZM8 211H9V210H8ZM43 211H42V212H43ZM59 211H60V210H59ZM6 212H7V211H6ZM6 212H5V213H6ZM26 212H28V207L26 208ZM31 212H32V211H31ZM33 212H34V211H33ZM36 212H37V210H36ZM45 212H46V210H45ZM62 212H65V211L63 210ZM0 213H1V212H0ZM22 213H23V212H22ZM28 213H29V212H28ZM34 213H35V212H34ZM40 213H39V214H40ZM50 213H51V212H50ZM56 213H59V214H60V212H57V211H56L55 214H53V216H54V215H57ZM72 213H73V212H72ZM23 214H26V213L24 212ZM59 214L57 215L58 217L55 216L57 220L60 219L59 216H61V215H59ZM64 214H65V213H64ZM29 215H30V213H29ZM32 215H33V213H32ZM40 215L43 216V214H40ZM49 215H50V214H49ZM22 216H23V215H22ZM42 216H41V217H42ZM45 216H46V215H45ZM53 216H51V218H54V219H55V217H53ZM63 216H64V215H63ZM89 216H90V215H89ZM19 217H20V216H19ZM46 218H48V217H46ZM56 219H55V220H56ZM48 220H49V219H48ZM46 232H47V231H46ZM47 233H48V232H47ZM33 238H34V237H33ZM11 243H12V242H11ZM11 243H10V244H11ZM5 244H6V242H5ZM11 245H13V243H12ZM47 245H48V244H47ZM13 247H14V246H13ZM16 247H17V246H16Z\"/></svg>","mask_w":264,"mask_h":264}]
</instances>
